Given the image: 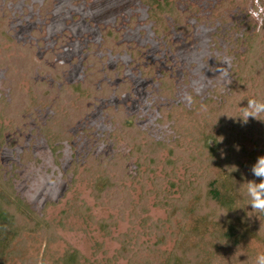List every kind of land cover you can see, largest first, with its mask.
Listing matches in <instances>:
<instances>
[{
    "label": "rangeland",
    "instance_id": "1",
    "mask_svg": "<svg viewBox=\"0 0 264 264\" xmlns=\"http://www.w3.org/2000/svg\"><path fill=\"white\" fill-rule=\"evenodd\" d=\"M140 1L0 0L1 11L5 8L10 15L9 29L14 33L17 42L35 45L36 56L42 59L43 64L47 63L49 68L53 67L56 59L65 82L73 84L85 79L82 62H87V53L92 48L97 58L104 57L98 67L101 75L99 83L107 82L120 91L117 94L111 87H105L110 92L106 94L104 87L97 83L95 87L100 94L90 96L87 100L93 107L91 114L89 117L84 116L85 120L69 129L75 136L74 140L55 142L53 134L46 135L40 129L49 122L56 123L55 119L64 116L63 108L56 104L35 108L36 119L30 117L28 124L23 122L18 126H11V120L7 119L10 112L6 108L11 107L9 88L16 76L13 67L11 69L7 64H0V175L3 181L6 180L4 188L11 190V200L18 198L22 206L21 213L25 215L28 210H32L44 216L46 221L57 228L60 237L53 244H47L41 239L38 245H32L27 250L29 258H25L26 262L22 257L15 264H54L69 248L79 251L88 263L97 261L104 264L120 248L117 239L120 235L136 237L131 240V247L147 242L153 244L156 234L150 235V227L159 225L167 242L162 250H170L177 237L168 238L167 234L177 232L184 223L177 219L179 214L175 215L173 230L167 222V211L154 205L159 200L166 202L179 198L177 189H171V184L176 185L186 177L189 182L196 183L197 178L187 175L190 169L188 163L165 170L163 162L168 158L166 150L155 154V165L147 152L140 160L137 156L128 157L133 152L135 142L127 137L124 122L127 119L133 125L135 129L129 131L133 135H140L138 142L141 145L150 142L167 144L172 139H182V135L177 128H172V122L163 119L161 107H189L187 98L191 97V93L201 100L211 98V94L216 91L230 97L237 95L236 98L239 99L253 97L245 89L249 86L233 75L234 58L230 55L234 41L247 28L246 12L242 8L228 14L229 21L225 22L221 20L222 14L215 11L216 8L212 10L217 0H173L180 10H187L188 13L187 8L190 9L186 24L192 31L186 35L182 31H171L167 34L171 39L167 41L154 35L153 22L147 20V7ZM49 7L52 9H48ZM245 10L250 13V6ZM159 16L163 19L162 15ZM167 21L170 24V19ZM107 29L113 33H121L115 46L122 55L112 56L109 50L103 55L102 50H99L102 32ZM34 30L37 34L33 35ZM215 33L223 36L219 42L220 50L218 47L214 48ZM230 37H233L232 40ZM260 40L264 41V37ZM14 42L3 43L1 46L2 50H12L7 57L18 56ZM14 48L16 51H13ZM141 52L138 63L134 56ZM148 66L154 69L153 79H146L140 74L142 72L149 75L150 72L140 70V67ZM32 73L35 80L45 78L39 76L37 69ZM164 73H170V77L174 79L175 93L169 99L162 96L159 88V80ZM111 74L113 79L108 78ZM21 87L29 89L27 79L21 82ZM235 104L241 115L247 103L242 101ZM263 124L264 121H257L254 126L249 124L240 131L243 141L239 145L250 156L236 154L242 166V170L237 173L238 180L232 188L237 198L234 203L237 213L234 217L223 211L220 216V211H216L215 215L219 219L214 218L213 222H209L201 230V236L193 239L199 255L195 264H254L256 255L264 253V213H259L247 205L246 192L247 182H260L251 173V163L255 164L258 158L264 157ZM191 126L192 124L187 128L188 133L195 132ZM85 130H89L91 142L83 135ZM129 131L128 136L133 137ZM209 145L212 146V142ZM56 147H61L57 152L60 159L53 154L52 148ZM88 154H92L93 161L99 163L109 162L118 155L128 157L121 171L129 178H136V182L126 181L124 185L134 204H140L147 197L145 213L141 212L137 219L132 216L131 210L123 211L121 215L118 207L110 208L106 205V200L101 202L95 198L92 191L93 178L81 176L89 159ZM225 157H228V153ZM173 158L178 162L177 156ZM175 160L171 159L172 162ZM146 161L148 162L145 164ZM148 169V176L142 177ZM206 171L203 178L205 186L211 179L220 178V169L217 166H210ZM113 177L115 174L108 172L107 180H102L101 183L107 184ZM218 185L222 186V183ZM15 204L17 201L13 200L12 209ZM193 204L187 208L188 224L191 219L198 218L196 213L199 210L192 209ZM74 207L80 208V214L76 215L75 210L74 214L67 216L68 211ZM85 209L88 212L82 216ZM120 216L123 218L120 219ZM89 217L96 221L114 217L118 224L116 228H112L111 236L106 237ZM60 221L63 228L57 225ZM231 223L236 226L238 224L241 228L245 225L254 237L240 240L237 245H227V242L224 245L223 235ZM113 264L128 263L126 259H119Z\"/></svg>",
    "mask_w": 264,
    "mask_h": 264
},
{
    "label": "trees",
    "instance_id": "2",
    "mask_svg": "<svg viewBox=\"0 0 264 264\" xmlns=\"http://www.w3.org/2000/svg\"><path fill=\"white\" fill-rule=\"evenodd\" d=\"M172 1L173 0L140 1L142 5L147 7V20L153 22L152 31L154 35L156 37H162L167 41L171 37H168L167 34L171 31H182L185 35L192 31L191 27L186 24L190 9L187 8L188 13L187 10H180L176 1ZM249 1L250 0H217L212 10L216 8L215 11L222 14L221 20L225 22L229 21L228 14L235 10L242 8V11H244V13L246 12L245 20H247V28L243 31L242 35L234 41L232 53L228 54L234 58L232 60L233 75L237 79H241L243 84L249 86L247 87L249 89H245L253 94L252 98L243 97L239 99V97L236 98L237 95L230 97L225 94H218L216 91L211 94V98L209 97L205 100H201L200 97L191 93L192 103L189 104V107H185L184 105H165L161 107L160 110L163 119L172 122V128H177L179 134L182 135V139H172L167 144L163 142L153 144L150 142V144L141 145V143L138 142L140 140V135H133L131 131H129L130 129H135L133 125H130L127 119L124 122L125 125L123 124L125 132L127 131V137L135 142L132 149L133 152L129 154L128 157H130V155L137 156L140 160L147 152L150 154L148 157L151 158L150 160L155 165V154H158L157 152L160 153L162 150H166L168 152V158L163 162V168L165 170L174 169L178 164L185 165L188 163L190 169H188L187 175L197 178L196 183L189 182L188 177H186L185 180L176 185L171 184V189H177L176 192L179 194V198L175 201L172 199L166 202L159 200L154 205L155 207L167 211V222L171 225L173 230L175 215L177 216V214H179L177 219L184 224L177 232L173 231L174 233L167 234L168 238L176 236V241H174L170 250H162L167 242L165 234L160 232V225L153 228L150 227V235L156 234V240L153 244L147 242L131 247V240L136 237L120 235V237L117 238L121 245L120 248L117 250L116 255L111 260H106L104 264H113V262L119 259H126L128 264H195L199 255L196 251L197 246L194 244L193 239L195 237H200L201 230L204 229L209 222H213L214 218L219 219V217L215 215L216 211L219 213L218 211L223 210L226 211L227 215H234L235 217L237 210L234 203L237 198H235L236 195L232 188H234L233 185L236 184L238 180L239 175H237V173L242 170L237 155L240 153L243 156H250V154L246 153L243 147L239 145L240 141H243L240 131L244 126L249 124L254 126L257 121H264V116L257 118L258 120L250 117V121L246 123L241 121L239 119L240 114L237 112V106L235 104L242 101L247 103L249 99L253 98L264 101V41L260 40V38L264 37V25H261L257 19L245 10L248 9L249 6L251 11H260L264 9V0H256L255 3L252 0L251 3H249ZM44 3L46 2L44 1ZM48 9L52 8L49 7ZM159 15H162L163 19H161ZM10 19L8 11L5 8H3L2 11L0 9V64H7L11 69L13 67L16 76L14 83H12V86L9 88L8 98L11 100V107L6 108L10 112L9 116L7 114V119L11 120L12 127H14V125L18 126L20 125L19 123L23 122L28 124L30 117H32L33 120L36 119L35 108L47 104H56L63 108L65 112L64 116L57 120L55 119L56 123L53 121L49 122L46 127L40 129V132L46 135L53 134V141L55 142H62L66 139L68 141H73L75 136L69 132V129L78 122L80 123L85 120L84 116L89 117L93 107L87 100L90 96L100 94L95 85L101 80L98 67L102 64L101 62L104 57L103 59L97 58L94 49L90 48L89 53H87V62H82L85 69V79L81 82L69 84L62 79L59 72V63L56 59L53 67L49 68L47 63L43 64L42 59L36 56L35 45H24L22 42H17L14 33L9 29ZM168 19H170V24L167 21ZM261 19H264V13H262ZM32 34L34 35L37 33L34 30ZM120 37L121 33H113L108 29L102 32L99 44V50H102L101 53L103 52L104 55L105 51L109 50L112 56L122 55V53L120 54V50L115 46V41ZM222 37L223 36L219 33L214 34V48L218 47L217 49L220 50L219 42L222 41ZM13 41H15V47L18 49V53H16L18 56L7 57L8 52H12V50H2L1 46L3 43H13ZM39 45H41V43H39ZM16 49L14 48L13 51H16ZM141 54L142 52L134 56V60L138 63H140L139 58ZM49 61L51 62V60ZM35 69L38 70L40 77L46 78L47 75V78H44V80L40 78L35 80L34 73H32ZM140 70L150 72L149 75L141 72L140 74L142 77L146 79L154 78V69L152 70L151 67H140ZM170 76H172L170 73L169 75L164 73L159 80L160 92L163 94L162 96L167 99L173 97L175 93L173 85L174 79ZM108 78L113 79V74ZM25 79H27L29 83L28 90L21 87V82ZM99 84H101V87H104V93L110 94L105 88L111 87L107 82L102 81V83ZM111 88L115 90L117 94L120 92L118 88ZM4 103L7 104L5 101ZM2 120H4V117H2ZM191 124V127L195 129L194 133H188L187 128ZM261 127L264 134V124L261 125ZM128 131L133 137L128 136ZM88 133L89 130L88 132L85 130L83 135L89 138L90 135H88ZM91 139L90 137V142ZM211 142L212 146L209 145ZM60 148L61 147L52 148L53 154L55 156L57 155V159H60V155L57 154ZM226 153H228V157H225ZM174 156L178 157V162L173 158ZM88 157L89 159L87 158L88 160L81 176L84 178H93L92 191L95 198L97 197L101 202L106 200V205L110 208L118 207L121 215H123V211L131 210L132 216L137 219V217L139 218L141 215V212L145 213L147 209V197H144L140 204H134L133 199H131L129 195V190L124 185L126 181L130 182V180H133L136 182V178H129L127 175L125 176V172L121 171L124 169L123 166L128 157L123 158L118 155L105 163H99L96 160L93 161L92 154H88ZM171 159L175 161L172 162ZM147 162L148 161H146L145 164ZM252 164L254 165V163H251V166H253ZM144 166L148 167V165ZM210 166H217L220 169V178L211 179L205 186L203 178L207 174V168ZM101 170L105 171L102 172ZM149 171L150 169L143 173L142 177L148 176ZM108 172L114 173L115 177L110 179L107 184L101 183L102 180H107ZM1 177L0 175V190H2L0 192V264H15L19 258L23 257L22 260L24 261L28 259L27 250L30 249L32 245H38L41 239L47 242V244H53L59 240L60 237L57 234V228L46 221L44 216H40L32 210H28L25 215L21 213L20 208L22 206H20L21 203L18 202V198L13 199L17 201V204H15V208L12 209L13 200H11L10 197L11 190L6 187L4 188L6 180L3 181ZM220 183H222V186L218 185ZM158 191L159 190H157V192ZM159 197H161V195ZM191 203H194L191 206L192 209L198 208L199 213H196L198 218L191 219L190 224H188L189 214L187 213V208ZM74 211L76 215L80 214V208L74 207L72 210L70 209L66 215L68 216L70 213L74 214ZM87 212L88 211L85 209L82 216L87 214ZM89 218L106 237L111 236L112 228H116L118 224L117 219L114 217L97 221L92 217ZM122 218L123 216H120V219ZM61 223L62 221L58 222L57 225L63 228L64 226L60 225ZM240 228L238 224L237 226L232 223L229 224L223 235V244L225 245L227 242V245H237L240 240L246 239L247 237H254L245 225L243 228ZM54 264L100 263L97 261L88 263L79 251L69 248L54 262Z\"/></svg>",
    "mask_w": 264,
    "mask_h": 264
},
{
    "label": "clouds",
    "instance_id": "3",
    "mask_svg": "<svg viewBox=\"0 0 264 264\" xmlns=\"http://www.w3.org/2000/svg\"><path fill=\"white\" fill-rule=\"evenodd\" d=\"M262 13H264V9L250 12L261 25H264V19H261ZM187 100L189 104L192 103L191 97H188ZM262 116H264V101L253 98L247 101V107L242 109L239 119L246 123L250 117L257 119ZM251 173L254 177L259 178L260 182L256 183L255 180L247 182V205H250L253 210L259 213H264V157L257 159L256 163L251 167ZM219 215H223V210L220 211ZM254 264H264V253L256 255Z\"/></svg>",
    "mask_w": 264,
    "mask_h": 264
}]
</instances>
